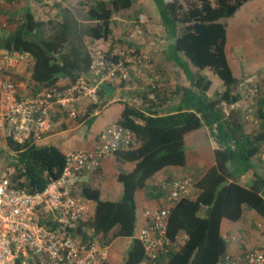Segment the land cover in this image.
<instances>
[{
	"label": "trees",
	"instance_id": "1",
	"mask_svg": "<svg viewBox=\"0 0 264 264\" xmlns=\"http://www.w3.org/2000/svg\"><path fill=\"white\" fill-rule=\"evenodd\" d=\"M14 1L10 0L9 4ZM136 3L137 0H92L87 9L81 8L85 10H82L83 18L89 22L87 27L61 3H56L55 9H59L62 17L48 22L37 20L33 10L27 7L10 18L9 28L3 23L6 25L2 27L9 33L0 47L9 52L27 53L34 59L30 91L46 87L65 89L82 77L91 78L93 51L89 44L114 42L117 37L113 33L117 25L114 17L130 14ZM147 6L146 27L154 22L162 28L164 39L169 43L167 59L189 76L192 84L182 92V101L175 113L162 115L154 111L156 102L150 95H158L155 82L141 96L147 111L142 109L144 104L141 108L136 104L117 103L121 108L120 117L108 126L119 124L130 129L139 146L122 149L115 155L135 163V168L117 177L123 188L120 201L103 199L100 190L93 187L82 191L87 200L96 204V210L92 218L80 223L75 234L91 229L93 237L105 246L118 240L110 248L105 264L141 263L145 249L137 235L145 224L147 227L151 223L152 216L145 215V223L141 224L146 211L140 195L149 191V182L157 174L169 168L191 166L192 152H196L205 160L208 170L195 184L197 196L181 199L172 210L167 236L175 246L161 256V264H217L228 254V244L222 234L224 220L239 222L245 206L264 219V176L255 173L251 187L239 182V178L256 170L254 160L264 144V89L260 87L254 102V117L260 122L252 134L246 131V115L241 110H231L229 116L223 111L224 106H234L242 99L243 90L234 74L235 48L241 43L246 22L264 9V0H148ZM47 27L53 31L50 37H45ZM258 33L264 38V26ZM117 42L128 48L117 55L106 53L108 59L113 62L133 59L130 64L134 69L128 81L136 74L143 79L141 75L152 60L136 48L131 50L133 44L121 38ZM138 59L144 65L138 64ZM207 71L224 87L213 99L208 96L213 83ZM62 79H68L69 83L59 85ZM101 110V103L91 104L87 117H95ZM105 129L90 152L100 143ZM3 138L0 134V139ZM212 140L218 143V148ZM5 142L9 151L6 165L14 169L9 179L15 187L35 194L63 174L69 153L59 147L38 145L32 140L19 144L12 137ZM164 192L166 199L169 193L166 189ZM162 207L163 203L158 210Z\"/></svg>",
	"mask_w": 264,
	"mask_h": 264
},
{
	"label": "built area",
	"instance_id": "2",
	"mask_svg": "<svg viewBox=\"0 0 264 264\" xmlns=\"http://www.w3.org/2000/svg\"><path fill=\"white\" fill-rule=\"evenodd\" d=\"M9 3L10 0H0V7ZM145 27V16L141 15L135 32L143 35ZM92 57L91 78L130 79L133 59L113 62L101 50H94ZM137 63L144 65L142 59ZM23 64L28 68L22 72ZM33 64L31 55L0 47V134L12 137L19 144L32 140L40 145L52 129L55 109L67 111L76 119L80 101L98 105L101 100L98 88L85 77L65 89L46 87L30 91ZM260 89L258 86L249 88L248 96L256 100ZM254 115L253 104L246 111V120L256 121ZM135 147L133 131L111 124L94 151L69 153L61 177L51 181L41 192L30 194L0 174V264H105L110 247L94 238L91 229L75 234L90 213L89 204L76 195V191L80 179L96 172L104 159L122 149ZM194 188L189 178L164 184L169 196L163 200V207L151 215V223L137 235L145 249V258L139 264H161V256L175 246L167 236L169 218L181 199L192 196ZM217 264H264V244L241 256L226 254Z\"/></svg>",
	"mask_w": 264,
	"mask_h": 264
},
{
	"label": "crops",
	"instance_id": "3",
	"mask_svg": "<svg viewBox=\"0 0 264 264\" xmlns=\"http://www.w3.org/2000/svg\"><path fill=\"white\" fill-rule=\"evenodd\" d=\"M21 1H24L25 3H21ZM69 1L70 0H57L58 3H61L62 7L70 9L71 12L79 18L83 25L86 22L89 23L85 20V18H83L85 15L82 13L81 9L77 8L76 2L73 1V5H69ZM48 3L51 5L52 1L16 0V2H13V4L0 7V20H3L4 17L10 19L16 15H19L23 9L30 7L35 13L37 20L48 22L40 19V16L43 14L41 11V5ZM53 14V19L62 17V13L59 11V9L54 10ZM126 16L127 17H125L124 15V18L120 20V23H117L116 28L119 27L120 29H122L123 26H125L124 24H122V22L127 21H130L131 24L129 25H131L132 27V24L136 19V15L131 14L130 12V14ZM152 25L153 24L149 26L147 25L149 30L151 27H155L162 32V39L160 41L162 45H159L160 48L152 49L151 47L146 45L147 43H144L143 41L138 44L136 43V45L133 46L140 51L139 53H146L148 54V56L152 57V64H148L146 73L150 76L155 77V80L153 82H155L158 88V95L155 94L153 96V100L156 102L154 111H157L162 115L170 112L175 113L181 104L182 92L191 87L192 81L189 76H187L182 70H180L179 67H177V65L167 59V54L169 52V43L164 39L162 28L158 25ZM130 31L131 33H134L132 28H130ZM125 33L130 34L126 30ZM47 34H49V36L46 37H50L53 35V31L47 29ZM123 38L124 37H122L121 39ZM118 40L119 39L117 37L114 39V42L99 41L96 43V45L100 48H103L108 54L117 55L120 54V51L113 44H116ZM126 43L130 44L129 41H127ZM242 44V47L238 49L239 51H236L235 48V59L237 58V66L235 67L236 64L234 65V74L238 79L239 87L243 90L242 99L234 106L223 107V111L226 116H229L230 111L234 109H239L246 115L247 109L252 106L256 100H252L249 96L246 95L245 83L247 82V84H251L250 86H248V88L256 87L258 85H253V78H256V82L259 78H262L258 77L257 75H254V77L252 78L250 77L251 75L253 76V74L250 71L248 62L244 61L245 58L249 56V54L245 53V42ZM153 51L156 54L150 53ZM258 51L259 50L257 48L255 50V55L260 57V60L262 61V52L264 51V49L259 52ZM27 68L28 66H26V64H23L20 67V70L23 72ZM262 68L264 69V63ZM193 71L195 70L193 69ZM177 74L180 75V78L177 77ZM136 75H132V79L128 82H124L119 79H116L114 81H100V79L90 78L92 85L96 86L99 91L102 107L101 112L99 114L97 113L98 115L95 117H87L91 107V104L88 101H80L78 103L77 119L71 118L67 111H63L60 108L55 109L52 129L44 136V140L40 143V145L57 146L66 154L78 150L89 151L94 148V145L100 133L110 123L115 122L120 117L121 108L117 105V103L126 102L130 103L131 105L136 104V106H140L141 108L144 104V108L142 109L147 111L146 105L144 101H142L143 99L141 98V96L143 90L148 88V84L145 85V83H143V79H139V76ZM208 78L213 83L211 90L208 92V96L213 99L218 97V95L223 92L224 87L221 82L218 83V81H215V79L212 80V78H210L209 76ZM68 83V79H62L59 85L65 86ZM219 86L221 89L220 91H212L214 87L218 88ZM92 120L93 122L89 124ZM246 121V131L249 134H252L259 127L260 121ZM212 143L215 148L219 147L218 143L215 140H212ZM138 146L139 144L136 137V147ZM192 159L193 162L188 168H169L157 174L149 182V191H146L143 195H140V201L142 202V205L144 206L146 211V213L143 214L144 217L141 221V224L145 223L144 218H149L156 210L160 208L165 196L164 184L166 182L174 179L189 178L195 186V184L204 177L208 170L205 160L196 152H192ZM254 163L257 166L255 170L256 172L252 171L248 175L239 178V182L246 187H251L253 185L254 180L256 179L255 173L264 176V144L261 145V153L259 154V157L254 160ZM101 166L102 167L99 171L90 175L83 176L80 179L76 191V195L81 197L89 204L90 213L88 219L94 216L96 204L90 200H87L83 196L82 191L87 187H93L100 190L103 199L110 201H120L123 196V188L122 185L118 182L117 177L122 172H131L135 168V163L126 162L125 160L119 158L117 155H114L107 159H104ZM161 186L163 190L159 189L161 188ZM194 189L195 191L191 196L192 198H195L199 193L196 187ZM148 194L150 195L148 196ZM144 227H146V224L143 226V228ZM222 234L228 244V254L241 256L246 252L258 249L264 244V219L259 216L254 209L245 206L243 209V217L239 222L232 223L228 220L223 221ZM185 238L186 237L183 236L182 240L184 241ZM117 241L118 240L114 241L108 246L112 249Z\"/></svg>",
	"mask_w": 264,
	"mask_h": 264
},
{
	"label": "rangeland",
	"instance_id": "4",
	"mask_svg": "<svg viewBox=\"0 0 264 264\" xmlns=\"http://www.w3.org/2000/svg\"><path fill=\"white\" fill-rule=\"evenodd\" d=\"M42 1H45V0H42ZM51 1H52L51 5L49 3L41 5V11L43 13L40 16L41 20H45V21H49L50 19L53 20V15H54L53 12H54V10H56L55 9V4L58 3V2H57V0H51ZM73 1L76 2L77 8H79V9H81V8L87 9V7L89 5L88 3L90 2V4H91L92 0H90V1L89 0H70L69 1L70 2L69 5H73ZM147 1L148 0H137L136 8L131 12V14H135L136 15V17H135L136 19H135L134 23L132 24V27H131V25H129V24H131L130 21L122 22V24H124L125 26H123L122 29H120L119 27H117V28L115 27L114 30H113L114 31L113 33L118 37V39L124 37L123 39L126 42L129 41L133 45H136V43L138 44V43H141V41H143L144 43H147L146 45L151 47L152 49H154V48L158 49V48H160L159 45H162V43H160V41L162 39V32L160 30H158L155 27L154 28L151 27L150 30H149L148 27H145V32H144L143 35H138V34L135 33V25H136V22H137V18H139L141 15L145 16V20H146V24H147V18H148L147 15H148V9H149L148 8L149 6H147ZM22 2H24V1H21V3ZM17 6H19V5H17ZM84 9H82V10H84ZM142 11H144V12H142ZM84 12H85V10H84ZM125 17H127V16H125ZM123 18H124L123 14H121V15L117 14L114 17V22L120 23V20L123 19ZM10 20L11 19L6 18V17H4L3 20H0V42L3 41V39L9 33L8 29L7 30L4 29L2 27V25H3V23H6L8 25L7 28H9L10 27V25H9V21ZM124 21H126V20H124ZM152 24L154 26H157V24L154 23V22H152ZM84 26L85 27L89 26V23L86 22L84 24ZM261 26H264V9L259 11V12L254 13L251 16V18L246 22V24L244 26V29H243L244 31L242 33L241 43H239L238 46L236 47V51H239L238 49L240 47H242V45H243L242 43L245 42V44H246L245 53L249 54V56L246 57L244 61L248 62V66L250 68V71L253 74V76L252 75L250 76L251 78L254 77V75H257L258 77H262V78H259L257 82L255 80L256 78H253L254 79L253 80V82H254L253 85H258L259 87L262 88L264 86V69L262 68L263 63L260 60V57L255 55V50L257 48H258L259 51L264 49V38L261 37L259 35V33H258V30H259V28ZM130 28L133 29L134 33H131ZM47 29H50V31H51V28H47ZM47 29H45V31H46L45 37L49 36V34H47ZM125 30L128 31V33H130V34H126ZM117 37H115V38H117ZM89 45H90V47H91L93 52H94V50H101V51L107 53L103 48L98 47L96 44H92V45L89 44ZM113 45H115L120 52L123 51V49L125 50L126 47L128 48V45H126V44L122 45V44H120L118 42H116V44L114 43ZM134 48L135 47H132L131 50H134ZM248 50L251 51V52H249ZM154 51L150 52V53H155ZM143 55L149 57V60L150 59L152 60V57L148 56V54H146V53L144 54L143 53ZM235 64H236L235 65V67H236L237 66V58L235 59ZM146 72H147V68L144 69V71H143V73L141 75V78H143V83H145V85L146 84L149 85V84L153 83V81L155 80V77L150 76ZM205 73L207 74V76L212 78V80L215 79V81H218V83L221 82L216 76L213 75L212 72L208 71V72H205ZM177 77L180 78V75L177 74ZM250 85L251 84H247V82L245 83V92H246L247 96H248L247 88ZM213 90L220 91L221 89H220V86H219L218 88L214 87L212 89V91ZM6 139L7 138L5 136H4L3 139H0V174L3 175V176H6L8 178H11L13 173H14V169L12 167H7V165H6L8 163V161H9V151H8V148H7L6 142H5ZM193 193H194V191H193Z\"/></svg>",
	"mask_w": 264,
	"mask_h": 264
}]
</instances>
